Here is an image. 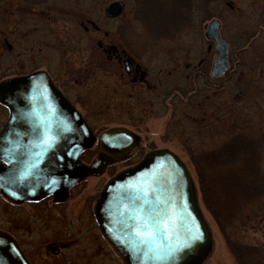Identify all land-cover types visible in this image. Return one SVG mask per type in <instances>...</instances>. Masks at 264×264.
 Listing matches in <instances>:
<instances>
[{"label":"rangeland","instance_id":"obj_1","mask_svg":"<svg viewBox=\"0 0 264 264\" xmlns=\"http://www.w3.org/2000/svg\"><path fill=\"white\" fill-rule=\"evenodd\" d=\"M111 1L0 0V80L44 69L96 135L121 127L137 138L129 155L101 175L83 179L72 188L66 202L42 206L46 213L58 209L62 213L53 222L45 219L40 238L47 233L53 236V225L58 221L62 224L71 219L74 225V239L59 257L63 260L48 248L33 247L29 253L35 264H125L98 229L93 204L104 183L117 171L133 165L150 151L168 149L188 168L211 233L210 251L201 264H235L216 222L200 201L197 179L180 133L184 131L196 140L198 149H209L226 139L232 124L236 127L240 123L233 131L264 128V0H204L208 15L199 10L198 20L168 39L155 37V23L144 14L138 16L137 0H122L124 13L107 18L104 7ZM190 1L195 8H202L194 0L176 3L184 5ZM213 18L219 21V34L229 45L231 71L223 80L209 74L215 51L204 30ZM253 26L255 31L260 28L259 38L247 51L237 52L239 45L247 42ZM111 46L121 50L122 60L130 58L129 73L122 62L108 58ZM5 53L9 55L6 57ZM136 64L142 78L134 71ZM203 73L205 77L201 76ZM171 87L174 91L165 95L164 90ZM193 91L198 93L197 98L191 105L181 106L174 118L184 122L178 128L170 120L169 98L176 92L187 102ZM185 112L198 122H188ZM6 117L7 110L0 105V125ZM93 150L94 146L85 153V161L91 159ZM24 209V205L14 208L11 217L9 204L0 194V230L26 247L39 237L27 231ZM263 211L262 208L246 225L234 228L238 240L264 245Z\"/></svg>","mask_w":264,"mask_h":264},{"label":"water","instance_id":"obj_2","mask_svg":"<svg viewBox=\"0 0 264 264\" xmlns=\"http://www.w3.org/2000/svg\"><path fill=\"white\" fill-rule=\"evenodd\" d=\"M124 10L122 0H113L104 7V15L115 18ZM204 35L213 41L215 51L209 74L221 78L229 63L219 21L211 19ZM0 104L8 110L0 132V193L17 202L50 194L62 199L82 178L103 172L110 154L123 157L137 145L129 130L112 127L98 135L92 162H80V154L94 143L95 135L44 70L0 80ZM22 114L25 118L17 119ZM46 133L57 137L47 150L43 146ZM158 200L167 203L158 205ZM141 205L169 210L166 227L173 245L183 240L189 229L198 228L201 238L178 253L174 261L153 259L156 253L140 245L132 232V210ZM95 216L125 264H201L210 251L211 234L197 203L194 181L183 161L168 149L150 151L115 174L95 203ZM0 264H30L16 242L2 231Z\"/></svg>","mask_w":264,"mask_h":264},{"label":"trees","instance_id":"obj_3","mask_svg":"<svg viewBox=\"0 0 264 264\" xmlns=\"http://www.w3.org/2000/svg\"><path fill=\"white\" fill-rule=\"evenodd\" d=\"M177 1L180 0L136 1L140 11L138 16L144 14L148 20L155 23V37L168 39L177 36L181 29L191 26L192 21L198 20L199 10L201 12L203 10L208 15L207 1L194 0L195 4L201 3L202 8H195L192 1L184 5L177 4ZM255 27L253 26V31L247 35V42L239 45L237 52L247 51L255 44L260 35V28L255 31ZM8 55L5 53L6 57ZM7 63L9 64V61ZM8 64L6 67H9ZM201 76L205 77V73ZM227 77L228 74L222 80ZM176 89L182 91L181 87ZM172 91H174L173 87L167 88L164 94H171ZM191 93L187 96L188 104L185 97L176 92H173L169 98L170 120L178 128L184 123L174 119L178 115V110L183 108L181 106L191 105L197 98L196 91ZM185 113L188 122L189 120L193 124L198 122L190 112ZM239 124L236 127L232 124L228 130L231 132L227 131L226 139L209 149H198L197 141L184 131L180 133L181 143L194 169L200 201L216 222L234 263L264 264V245L241 242L234 232V228L246 225L253 217L258 216L262 208L264 210V167L262 166L264 128L259 127L258 130L243 128L233 131L232 129L238 128Z\"/></svg>","mask_w":264,"mask_h":264},{"label":"flooded vegetation","instance_id":"obj_4","mask_svg":"<svg viewBox=\"0 0 264 264\" xmlns=\"http://www.w3.org/2000/svg\"><path fill=\"white\" fill-rule=\"evenodd\" d=\"M120 51L121 50L116 49L114 46H111L107 50V53H111V54H108L107 56H108V58H110V56H112V58H114L117 62H122L125 72L129 73L130 72V65H131L132 61L130 60V58H126V59L122 60L121 56H120L121 55ZM125 61H126V63H125ZM134 68H135L134 71L138 72L139 78H142L143 75L140 72V67L136 64L134 66ZM36 70H40V69L31 70V71H29L27 73H22V74H20V73L18 74L17 73V74L12 75V76H22V75L29 74V73H31L33 71H36ZM44 71L49 75L50 79L52 80L53 85L60 91V93L66 98V100L70 104L73 105V103L69 100V98L66 96V94L55 84V82H54L53 78L51 77V75L46 70H44ZM7 118H8V110H7V117H6L5 121H4V123L6 122ZM4 123L0 125V132L2 130V127L4 126ZM92 146H94V150L92 151V156H90L91 159L89 161H85L83 159V156L85 155V153L89 151V149H88V150L84 151L81 154V156H80V159L82 160V163L89 165L92 162V160L94 159V157L96 156V154H97V142L95 141ZM109 158H110V162H108L106 164V166L104 167V170H103L102 173L107 171L113 165H115L118 162H120V160L122 158H124V157H118V156L110 154ZM3 165L6 167L5 164H3ZM119 171H117V172H119ZM101 174L89 175L87 177L99 176ZM85 178H83V179H85ZM82 180H80L77 183H75L72 186H70L67 189L65 197H63L62 199H57L52 194H50V195H40V196L34 197L33 199H30V200H27V201H22V202H17V201H14L12 199L5 198V200L9 204L10 212L12 213L11 217L13 216V212L12 211L14 210V208L24 205L25 209H24V212H23V218H24V216H27V217H25L24 225H27V231L31 230V233H32L33 236L36 235V236L39 237V235L42 234L43 231H45V219H47L50 222H53L54 219L60 218L61 213H62L59 209L57 211L54 210L51 213H46L45 211H43L42 206L45 203H49L51 205H56V206L58 205L59 206L60 204L66 202L69 199V197H70V191L72 190V188L75 185H77L78 183H80ZM107 181L104 183V185L107 183ZM104 185L102 186V188L104 187ZM102 188H101V190H102ZM101 190H100V192H101ZM100 192H99V194H100ZM95 202H96V200H95ZM95 202H94L93 208H92L93 215H94ZM31 208L34 210V212H31ZM94 219H95V217H94ZM65 221H66V219L64 220V222H62V224H61L60 221L56 222L55 225L51 224L55 228L52 231L53 234H54L53 236H51V235H49L47 233L46 237H41V238L39 237L36 240H32L28 244H26V247H23L21 244H19L17 242L19 247H20V249H21V251L23 252L25 257L27 258V260L30 262V264H35V262L33 260L34 256L29 253L30 249L33 248V247H38L40 249H41V247H42V249L43 248H48L49 250H52V252L55 254V256H58V258L62 257V252H61L62 249L65 246H67L69 244L70 240L74 239V236H75L74 235V231H73V226L74 225L72 224L71 219L67 220L66 222ZM50 228L51 227H49V229ZM59 259L63 260V258H59ZM53 264H57V263L53 262Z\"/></svg>","mask_w":264,"mask_h":264},{"label":"snow or ice","instance_id":"obj_5","mask_svg":"<svg viewBox=\"0 0 264 264\" xmlns=\"http://www.w3.org/2000/svg\"><path fill=\"white\" fill-rule=\"evenodd\" d=\"M46 92V90H45ZM31 115H34L32 113ZM22 115L17 119H24ZM20 135V133H17ZM57 137L55 135L45 134L43 140L44 149L53 147ZM167 201L158 200V205L166 204ZM169 210L162 207H146L141 205L137 209L132 210L130 217L132 221V232L138 239L140 245L146 246L153 250L156 254L153 259L155 260H175L177 254L184 249L190 248L201 237L199 229H189L183 240H178L176 244H172L169 240L170 231L166 227L167 220L170 219ZM136 248V246H132ZM139 250V249H136Z\"/></svg>","mask_w":264,"mask_h":264}]
</instances>
